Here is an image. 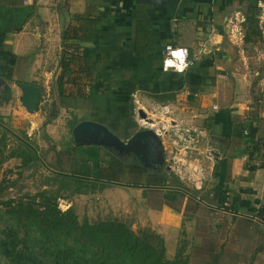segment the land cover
<instances>
[{"label": "crops", "instance_id": "crops-1", "mask_svg": "<svg viewBox=\"0 0 264 264\" xmlns=\"http://www.w3.org/2000/svg\"><path fill=\"white\" fill-rule=\"evenodd\" d=\"M262 3L264 0H180L174 7L170 0H0V78L35 86L37 81L51 83L47 87L49 100L43 102H49L51 113H42L40 99V109L26 117L32 128L49 121L45 129L51 134L67 116L76 117L73 129L82 122L106 126L123 146L95 142L79 146L93 151L102 169L107 167L103 157H110L109 162L117 161V166H121L126 162L122 153L131 151L141 163L145 179L140 188L142 223L165 229L183 220V214L175 213L163 202L161 194L166 186L157 185L160 182L155 177L159 172L163 174L170 135L161 137V132L143 123L142 118L139 127L132 115L134 99L141 96L144 112L153 110L148 120L156 122L157 127L167 128L170 121L165 123L164 119H170L177 132L185 124L184 130L192 142L200 134H195L199 123H192L190 117L175 119L173 115L185 112L193 117L203 116L212 107L217 113L211 122L210 140L218 151L213 154L210 185L215 187L217 199L228 191L234 195L231 197L250 200L260 208L264 206V112L251 117L254 107L245 103L253 90L245 68V49L264 40L256 45L245 43L237 37L233 22L240 14L245 25L260 10L262 13ZM254 19L264 22L262 14ZM67 30L87 38L69 41L78 48L70 50L74 63L65 73L61 68L63 53L71 48H65L63 43ZM168 44L190 50L194 65L184 74L164 72ZM84 55L91 62H86ZM62 75L65 95L69 97L58 94L56 83ZM83 86L89 98L77 96ZM189 97H201L197 108L186 104ZM252 128L257 130L253 141L248 135ZM146 131L158 136L163 159L157 147L148 156V136L141 137V143L125 147L136 134ZM73 143L76 145L75 140ZM107 183L112 182L97 184Z\"/></svg>", "mask_w": 264, "mask_h": 264}, {"label": "rangeland", "instance_id": "rangeland-1", "mask_svg": "<svg viewBox=\"0 0 264 264\" xmlns=\"http://www.w3.org/2000/svg\"><path fill=\"white\" fill-rule=\"evenodd\" d=\"M261 14L264 16V10L251 19ZM250 23L264 30V22L251 20ZM245 54L248 58L245 68L253 89L245 103L254 107L250 113L256 118L264 112V41L245 49ZM16 83L0 78V182L7 187L0 194V248L3 249L0 264H15L10 257L14 254L20 264H51L57 257L67 264H264V221L243 209L239 215L227 211L220 205L215 187L210 185L213 156L218 151L216 143L210 140L211 122L217 113L212 107L203 116L193 117L185 112L173 115L175 119L190 117L192 123H199L198 132L193 130L196 135L200 133L194 142L185 132V124L177 134L170 119H164L165 123L170 121L167 128L142 119L146 125L156 127L161 137L170 135L162 168L167 177L166 191L161 197L175 213L183 214V220L165 229L142 223L140 188L145 179L141 165L124 162L117 166L116 161L114 168L110 157L105 156L102 161L107 167L99 172L98 156L89 148L73 143L72 121L76 117L67 116L51 134L43 126L32 128L26 118L30 113L22 103L23 91ZM33 84L41 87L42 103L49 100L47 87L51 83L37 81ZM190 99L192 97L186 104L197 108L201 97ZM133 103L132 115L141 127V96ZM41 110L50 115L49 102L41 104ZM152 111H145L146 118H152ZM20 145L31 147L39 160L22 167L21 158L12 157ZM120 168L122 172H118ZM114 175L117 181L97 184L104 188L97 193L88 189L91 193L81 195L87 182L83 178L94 181L97 177L110 179ZM100 181L106 180L97 183ZM157 181L163 182L160 178ZM45 190L53 198L58 197L57 209L68 213L67 224L65 220H60L59 226L48 224L53 216L61 215L39 196ZM21 203L30 204L33 212L18 221L14 207ZM104 221L118 222L130 229L135 235L133 249L127 250L131 244L125 247L122 240L119 242L94 229ZM144 242L151 252H140ZM154 251L161 254V262L158 257L154 258Z\"/></svg>", "mask_w": 264, "mask_h": 264}, {"label": "trees", "instance_id": "trees-1", "mask_svg": "<svg viewBox=\"0 0 264 264\" xmlns=\"http://www.w3.org/2000/svg\"><path fill=\"white\" fill-rule=\"evenodd\" d=\"M77 18L80 19V17H77ZM251 20L255 21V19L249 18V20L246 21V23L244 25V27L246 29V30L244 29L246 32L245 37H244V41L247 44L256 45L257 43L264 40V36L262 34V31L260 29H258V27L256 28L252 25V23H250ZM72 33H73V35H72ZM86 38L87 37L83 36V35L78 36L76 34V32L74 34V32L72 30L71 31L67 30L63 34V43H64L65 48L71 47L69 50L66 49L63 53V58H62V62H61V68H62L63 72L68 73L69 70H71V65L74 63V58L72 55L73 53L70 52V50L78 48L76 46L69 44V41L70 40L71 41L72 40H84ZM83 58L86 59V62H91V59L89 57H87L86 55H84ZM56 84H57V88H58L57 90H58L59 96L69 97V96L65 95V91H64V86L66 84V82H64V75L61 76V78L57 81ZM85 87L86 86H83L82 92L78 93V95H77L78 97H80V98H89L90 97L89 93L86 92ZM48 123H49V121H46L44 123L43 129L47 126ZM248 135L250 136V139L253 141V139L257 135V130L254 128L250 129ZM12 157L21 158V166L22 167L30 166L39 160L38 154L31 147H29L27 145H20L18 150L13 153ZM1 163H2V161H0V164ZM109 168H111V167H109ZM262 168H264V165H262ZM98 169H99V172H101V170L105 171V168L102 169L100 166L98 167ZM254 169H255V167H254ZM122 171H123L122 168H120L118 170V172H122ZM157 176H158V178L163 180V182H161L157 185L164 186L165 180L167 178L166 175L163 173L160 175H155V177H157ZM71 177L77 178V177H74V175H71ZM116 177H117L116 175H114V177H111L110 179L97 177L96 181L103 179V180H106L108 182H111V181L113 182V181H117ZM83 179H86L87 182H85L86 189L81 191V194H87L88 192L89 193L96 192L97 190L104 188V187H98L97 183L90 180L91 178H83ZM149 184H151V183H149ZM135 185H137V184H135ZM68 187H71V185H68ZM6 188L4 186V182H0V194L2 192H4L6 190ZM51 195L52 194L46 190L39 194L41 199H43L48 204H51L50 206H52L54 208V210H56L61 215V217L53 216L52 219H50V221L48 222V224L51 226L55 223L57 226H59V224L61 222L60 220H65V224H67V222L70 221L69 219H67L68 213H61V211L57 209L58 197L53 198ZM219 202H220V205L223 206L227 211H231L233 213L239 214L240 212H242L241 210L243 209V210L247 211L246 213L256 214L259 219L264 221V206H262L260 208L254 207L253 203L250 200H244L238 196L231 197V195L228 193V191H223L220 194ZM256 203L260 204L261 202L259 200H256ZM14 208H15L14 211L16 212V214L18 216V221H22L24 216H30L31 212H33L31 205L28 203H21L17 207H14ZM62 223L64 224V222H62ZM94 229L97 231H100V232H104L105 236L111 235L112 237H114L115 240H118L119 242H120V240H122L123 243L125 244L124 245L125 247H127L128 245L131 244V246H129V248H127V250H132L133 246L136 244V242L135 243L133 242V238L135 235L124 224L114 222V221H112V222H105L104 221V222L97 224L94 227ZM149 248L150 247L147 245V243L144 242L143 245L141 246L140 252L141 251L151 252L152 250H150ZM0 250L3 251L2 248H0ZM153 255H154V258L158 257L157 260L161 262V254H159L157 251H154ZM10 257L15 264H20V259L18 258L17 254H14L13 256L11 255ZM63 261L64 260H60V257H57L54 261H52L51 264H67V263H64ZM167 264H176V263L169 262Z\"/></svg>", "mask_w": 264, "mask_h": 264}, {"label": "water", "instance_id": "water-1", "mask_svg": "<svg viewBox=\"0 0 264 264\" xmlns=\"http://www.w3.org/2000/svg\"><path fill=\"white\" fill-rule=\"evenodd\" d=\"M179 1L180 0H170L171 5L174 7L179 3ZM16 84L23 91L22 103L26 107L27 111L30 113L37 112L39 110V102L41 99V88L35 85L25 84L21 82H17ZM139 114L141 115L142 119H148L146 118L147 115L143 110H139ZM149 122L151 123L152 121ZM85 134L86 136L82 137V135ZM143 136H148L150 139V142H148L146 147L148 156H151V153H153V150L155 149V147H157L160 157L162 155L163 159V152L160 141L157 138L158 136L156 135V133L151 131H146L143 133L139 132L131 141H129V143L125 147L128 148L134 146L137 143H141V137ZM73 137L77 146L84 142H95L96 144L110 147L123 146V143L120 141V139L113 135V133L106 126L96 122L80 123L73 129ZM156 152L154 153L156 154ZM157 156L156 157L159 159V155Z\"/></svg>", "mask_w": 264, "mask_h": 264}, {"label": "clouds", "instance_id": "clouds-1", "mask_svg": "<svg viewBox=\"0 0 264 264\" xmlns=\"http://www.w3.org/2000/svg\"><path fill=\"white\" fill-rule=\"evenodd\" d=\"M264 7V3L260 5ZM189 51L187 48L173 49L171 44L167 45V55L164 58V72L170 69L178 74H184L190 67L191 62L188 60Z\"/></svg>", "mask_w": 264, "mask_h": 264}, {"label": "built area", "instance_id": "built-area-1", "mask_svg": "<svg viewBox=\"0 0 264 264\" xmlns=\"http://www.w3.org/2000/svg\"><path fill=\"white\" fill-rule=\"evenodd\" d=\"M245 22V19L244 17H242L240 14H238L233 22V25H234V28H235V32H236V35L237 37L240 39V40H243L244 37H245V30H244V25L243 23ZM172 48L175 49V48H178L179 46H174L172 45ZM179 48H185V47H179ZM188 49V48H187ZM189 51V56H188V60L191 62L190 64V67L194 65V60L193 58H191V55H190V50L188 49ZM167 55V46L165 47V56ZM189 67V68H190ZM163 70H164V66H163ZM171 70V69H170ZM246 135L248 134L247 132L245 133Z\"/></svg>", "mask_w": 264, "mask_h": 264}, {"label": "flooded vegetation", "instance_id": "flooded-vegetation-1", "mask_svg": "<svg viewBox=\"0 0 264 264\" xmlns=\"http://www.w3.org/2000/svg\"><path fill=\"white\" fill-rule=\"evenodd\" d=\"M122 156L124 157V159H126V162H133L141 165V163L135 158L134 154L131 151L123 152Z\"/></svg>", "mask_w": 264, "mask_h": 264}, {"label": "bare ground", "instance_id": "bare-ground-1", "mask_svg": "<svg viewBox=\"0 0 264 264\" xmlns=\"http://www.w3.org/2000/svg\"><path fill=\"white\" fill-rule=\"evenodd\" d=\"M143 123L147 124L144 120H143ZM149 124H150V123H149ZM151 125H153V124H151Z\"/></svg>", "mask_w": 264, "mask_h": 264}]
</instances>
